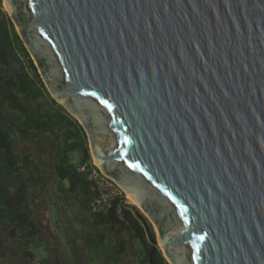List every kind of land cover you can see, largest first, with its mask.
<instances>
[{"label": "water", "instance_id": "obj_1", "mask_svg": "<svg viewBox=\"0 0 264 264\" xmlns=\"http://www.w3.org/2000/svg\"><path fill=\"white\" fill-rule=\"evenodd\" d=\"M2 1L167 263L264 264V0Z\"/></svg>", "mask_w": 264, "mask_h": 264}, {"label": "trees", "instance_id": "obj_2", "mask_svg": "<svg viewBox=\"0 0 264 264\" xmlns=\"http://www.w3.org/2000/svg\"><path fill=\"white\" fill-rule=\"evenodd\" d=\"M5 69H10L11 74H6ZM42 133L52 136L47 141L57 191L65 199H75L81 213L88 218L90 231L85 243L96 256L101 260L106 255L108 261L117 264L130 245L134 264L135 261L168 264L157 246L152 226L143 218V228L129 209L132 207L137 213L136 208L128 206L121 219L113 209L101 212L89 209L94 190L86 178L87 171L79 169L91 161L85 131L50 97L11 20L0 10V228H5L23 246L18 252L13 247L5 250L0 244V262L9 257L15 263L19 259L32 262L34 253L29 250V244L43 242L44 233L37 221L32 197V192L44 184L43 170L38 156L23 143H38L36 138ZM19 143L23 145L22 150L17 149ZM111 242L115 246L113 252L106 247ZM38 264L51 263L43 257Z\"/></svg>", "mask_w": 264, "mask_h": 264}, {"label": "rangeland", "instance_id": "obj_3", "mask_svg": "<svg viewBox=\"0 0 264 264\" xmlns=\"http://www.w3.org/2000/svg\"><path fill=\"white\" fill-rule=\"evenodd\" d=\"M5 72L6 74L9 72L11 74L10 69H5ZM48 138H52V136L42 133L36 138L39 141L38 143L35 141L23 142L24 144H28L27 146L32 150L34 155L38 156L39 166L43 170L44 184L32 192V197L35 199L34 205L36 206L37 221L41 224L40 226L43 229L44 235L43 242L29 244L28 246L29 250L34 253V260L28 262L27 260L19 259L18 262L21 264H38L40 259L47 257L51 264H115L108 261L106 255H103V258L100 260L99 255L96 256L95 251H92L86 245V235L90 231L89 225H87L88 218L81 213V208H79L78 202L75 199H65L63 198V194L57 191V177L52 170L53 163L51 160L50 144L47 141ZM22 147L21 143L17 144L18 150H22ZM73 157L76 158L77 154L74 153ZM63 185L66 187L67 182L64 181ZM134 208L138 210L140 215L138 212L133 211L132 207L129 209L139 224L143 228L145 227L144 218L152 226L155 233V229L147 217L137 207ZM111 243V245L108 244L106 247H108L110 252H113L115 246L113 242ZM0 244L3 249L13 247L18 252H21L23 249L21 244L10 237L5 228H0ZM19 263H15L13 257L0 262V264ZM135 263L137 264L136 261ZM117 264H134L130 245L123 260Z\"/></svg>", "mask_w": 264, "mask_h": 264}, {"label": "built area", "instance_id": "obj_4", "mask_svg": "<svg viewBox=\"0 0 264 264\" xmlns=\"http://www.w3.org/2000/svg\"><path fill=\"white\" fill-rule=\"evenodd\" d=\"M0 10L4 12L2 0H0ZM79 169L82 172L87 171L86 178L92 183L94 190L89 201V209L92 212L113 209L121 219L124 210H128V206H131L126 200V193L113 180L103 175L96 166L84 163Z\"/></svg>", "mask_w": 264, "mask_h": 264}, {"label": "bare ground", "instance_id": "obj_5", "mask_svg": "<svg viewBox=\"0 0 264 264\" xmlns=\"http://www.w3.org/2000/svg\"><path fill=\"white\" fill-rule=\"evenodd\" d=\"M3 7H4V9H5V7H7L6 6V4H4L3 5ZM87 164H90V165H94V166H96V164L94 163V162H92V161H90V162H86ZM126 200H127V202H128V204H131L132 206H136L137 207V209H139L146 217H147V215L145 214V212L142 210V208L141 207H139L129 196H128V194H126ZM148 218V217H147Z\"/></svg>", "mask_w": 264, "mask_h": 264}]
</instances>
